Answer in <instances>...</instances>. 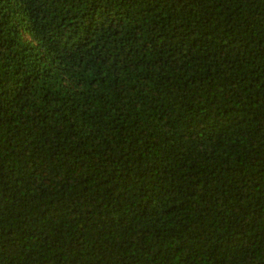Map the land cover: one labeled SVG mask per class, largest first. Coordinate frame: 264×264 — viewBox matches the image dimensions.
<instances>
[{"label": "trees", "instance_id": "16d2710c", "mask_svg": "<svg viewBox=\"0 0 264 264\" xmlns=\"http://www.w3.org/2000/svg\"><path fill=\"white\" fill-rule=\"evenodd\" d=\"M0 264H264V0H0Z\"/></svg>", "mask_w": 264, "mask_h": 264}]
</instances>
